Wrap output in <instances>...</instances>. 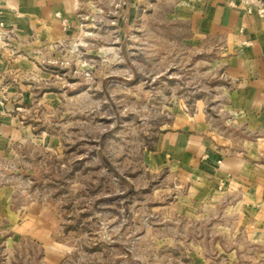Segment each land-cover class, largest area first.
Wrapping results in <instances>:
<instances>
[{
    "label": "rangeland",
    "instance_id": "obj_1",
    "mask_svg": "<svg viewBox=\"0 0 264 264\" xmlns=\"http://www.w3.org/2000/svg\"><path fill=\"white\" fill-rule=\"evenodd\" d=\"M192 1L80 0L38 88L13 95L23 127L0 157L14 213L0 264H264V197L162 149L198 103L212 143L242 129L222 107V38L196 35ZM229 3L264 19V0Z\"/></svg>",
    "mask_w": 264,
    "mask_h": 264
},
{
    "label": "crops",
    "instance_id": "obj_2",
    "mask_svg": "<svg viewBox=\"0 0 264 264\" xmlns=\"http://www.w3.org/2000/svg\"><path fill=\"white\" fill-rule=\"evenodd\" d=\"M229 1L194 0V10L186 18L200 38H222L224 76L234 83L226 89L228 100L222 107L237 113L232 123L242 128V134L238 132L237 139L218 134L212 143L209 122L198 103L193 116L184 113L174 119L172 130L177 131L166 134L162 149L173 167L182 162L193 176L194 157L197 166L206 170L207 174L199 170L202 179L213 174L223 177L256 200L264 197V19ZM79 4L80 0H0V18L7 27V36L0 41V86L7 95L0 102V157L9 156L10 145L23 127L13 95L38 88L31 74L46 73L42 62L53 53L51 44L75 27ZM178 150L183 159L175 155ZM6 190L0 186V222L8 227L14 213L8 208Z\"/></svg>",
    "mask_w": 264,
    "mask_h": 264
},
{
    "label": "built area",
    "instance_id": "obj_3",
    "mask_svg": "<svg viewBox=\"0 0 264 264\" xmlns=\"http://www.w3.org/2000/svg\"><path fill=\"white\" fill-rule=\"evenodd\" d=\"M1 26H2V23L0 22V35H1V33H2Z\"/></svg>",
    "mask_w": 264,
    "mask_h": 264
}]
</instances>
